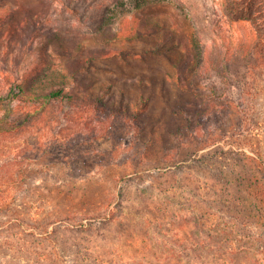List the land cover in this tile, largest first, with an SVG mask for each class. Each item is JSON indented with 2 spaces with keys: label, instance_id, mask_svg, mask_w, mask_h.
I'll list each match as a JSON object with an SVG mask.
<instances>
[{
  "label": "trees",
  "instance_id": "1",
  "mask_svg": "<svg viewBox=\"0 0 264 264\" xmlns=\"http://www.w3.org/2000/svg\"><path fill=\"white\" fill-rule=\"evenodd\" d=\"M220 3L230 22L250 25L251 37L231 45L211 46L201 43L197 34L199 37L191 42L195 53L188 72L182 73L176 67L177 76L184 80L175 84L179 100L189 102V96L182 93L189 91L196 98L205 96L204 103H167L164 109L170 114L167 120L161 117L152 120L146 99L134 108L121 101L107 104L100 98L76 103V92L64 87L41 93L45 100L39 103L41 110L37 106L20 111L15 104L5 102L19 100L25 93L26 82L10 84L7 93L0 96L1 108L37 117L50 129L54 140L63 143L59 149L74 145L72 141L78 135L91 133L111 144L110 152L95 158L96 169L90 175H99L107 163H123L122 167L128 171L115 173L112 178L115 187L96 194L86 192L80 180H71L65 170L66 181L46 185L42 197L36 199L33 192L26 197L29 187L18 181L30 173L29 155L21 150L0 149V182L6 184L5 188L0 187V264H65L57 251L58 229L87 232L94 221L115 227L111 238L123 243L125 264H244L243 258H249L252 246V254H258L259 262L264 264V148L258 136L263 123L250 118L239 120L241 114H246L242 107L230 109L207 99L208 92H212L214 98L227 100L232 77L242 67L244 73L250 74L264 67V0H220ZM18 21V26L23 27L24 23L36 20L25 15ZM149 24L148 29L157 23ZM48 35L52 40L60 36L56 31ZM193 67V78L189 80ZM212 77L215 78L209 82ZM218 79L225 86L217 85ZM201 82H206L207 87L198 86ZM50 107L63 111L48 118L45 111ZM75 110H82V114ZM231 113L234 117H229ZM222 114L226 120H220ZM25 122L10 120L6 112L0 116V135L24 131L32 124ZM115 124L117 129L122 125L129 136L117 144L112 142L117 129H110ZM161 130L170 139H158ZM118 146L131 149L130 154L121 157L122 161L114 152ZM149 146H157V150ZM36 151L41 155L36 165L49 163L48 157L58 156L54 155L52 145ZM63 153L66 164L71 158L68 151ZM16 162L27 168L14 167ZM141 166L144 171L153 169L172 175V185L160 186L159 196H152L151 185L137 186L130 201L125 182L140 174ZM40 191L41 188H35V194ZM94 195L104 197L92 200L89 196ZM98 234L106 236L105 240L109 238L103 230ZM86 241L92 244L93 236L88 235ZM248 241H252L251 247L245 244ZM102 250L110 256L116 248Z\"/></svg>",
  "mask_w": 264,
  "mask_h": 264
},
{
  "label": "rangeland",
  "instance_id": "2",
  "mask_svg": "<svg viewBox=\"0 0 264 264\" xmlns=\"http://www.w3.org/2000/svg\"><path fill=\"white\" fill-rule=\"evenodd\" d=\"M25 15L34 16L36 21L18 26V20ZM153 21L157 24H152L153 27L148 29ZM52 31L59 33L58 40L50 38L48 33ZM251 34L248 23L229 21L220 0H0V96L7 93L10 84L23 81L26 82L24 95L19 100L6 99L5 102L15 104L20 111L37 106L41 110L39 103L45 101L41 93L64 87L76 92V103H88V99L100 98L107 104L121 101L134 108L136 103L146 99L150 118L167 120L170 117L164 110L167 103H204L205 96L196 98L192 92L182 91L190 98L186 102L184 98L179 100L176 93L175 83L184 80L177 76L176 67L179 66L182 73L188 72L195 53L191 46L192 39L199 37L201 43L211 46L219 43L231 45L239 40H249ZM79 65L82 67L78 68ZM193 72L189 80L193 78ZM244 72L242 67L239 74L232 77L227 100L214 98L212 92H208L207 99L218 106L228 105L230 109L236 105L242 107L246 114H241L239 120L250 118L262 122L258 136L263 140L264 148V67L257 68L251 74ZM215 81L217 85L225 86L220 79ZM204 83L198 86L207 87ZM62 111V108L50 107L45 113L52 118ZM75 111L82 114V110ZM6 112L12 121L18 119L32 123L24 131L20 129L19 132L0 135V149L21 150L22 154L29 155L30 173L28 171L18 180L23 187H29L26 197L33 192L34 198H41L46 185L66 181L65 170L69 172L71 180H80L86 192L96 194L115 187L116 181H112L115 173L128 171L122 167L123 163H107L100 169L99 175H90L89 172L96 169V159L113 149L108 141L92 133L89 136L78 135L72 141L74 145L59 149L63 143L55 141L50 129H46L37 117L31 118V113L19 115L12 109L5 111L0 105V116ZM231 116L234 117V114L231 113ZM219 118L222 121L227 117L222 114ZM52 124L56 128V123ZM114 127L116 124L110 129L114 130ZM122 127H116L113 143L129 137ZM84 131L88 132L89 129ZM147 133L149 131H146V136ZM170 137L161 130L157 138L164 141ZM51 145L54 155L58 156L48 157L49 163L43 161L44 164L36 165L41 156L36 150ZM156 147L149 146L153 151L157 150ZM114 150L119 161L131 152L130 148L120 146ZM64 151H68L71 158L66 164L62 159L65 157ZM98 152H102L101 156L95 157ZM17 166L25 167L23 163H14V167ZM83 173L86 174L80 179ZM185 173L183 171V175ZM172 178V175L161 171H144L141 166L140 174L125 182L129 192L126 197L129 200L134 198L137 186L144 184L154 187L152 196H159V187L172 185ZM0 187L5 188L6 184L0 182ZM35 188L42 191L37 195ZM95 195L89 197L97 201L104 197ZM179 198L181 196L177 200ZM114 229L111 225L95 221L87 232H67L60 227L56 234V240L59 239L57 251L66 260L65 264H125L127 255L123 252V243L111 238ZM102 230L109 235L108 239L98 234ZM88 235L93 236L96 244L86 241ZM75 243L81 245L75 246ZM245 244L251 247L252 241ZM105 247L116 248V251L110 256L105 255L102 250ZM251 249L249 258H243L244 264H261L258 254H252L254 247Z\"/></svg>",
  "mask_w": 264,
  "mask_h": 264
}]
</instances>
